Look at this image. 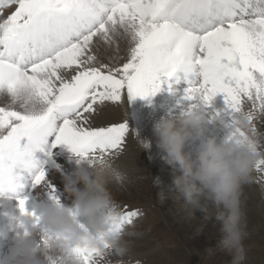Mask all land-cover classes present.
I'll return each instance as SVG.
<instances>
[{
  "label": "snow or ice",
  "instance_id": "snow-or-ice-1",
  "mask_svg": "<svg viewBox=\"0 0 264 264\" xmlns=\"http://www.w3.org/2000/svg\"><path fill=\"white\" fill-rule=\"evenodd\" d=\"M182 80L184 99L208 108L222 96L230 121L246 112L256 130L264 120V0H0V199H16L39 224L21 196L42 187L60 203L44 170L52 150L66 146L77 163H112L130 129L125 119L105 122L108 111L150 100L164 85L173 92ZM254 172L264 188V158ZM119 210L115 231L142 214ZM110 252L73 248L50 259L111 264Z\"/></svg>",
  "mask_w": 264,
  "mask_h": 264
},
{
  "label": "clouds",
  "instance_id": "clouds-1",
  "mask_svg": "<svg viewBox=\"0 0 264 264\" xmlns=\"http://www.w3.org/2000/svg\"><path fill=\"white\" fill-rule=\"evenodd\" d=\"M203 103L190 107L177 119H161L154 127L157 147L165 154V162L179 167L181 175L173 183L182 199V208L189 218L196 212L207 213L209 205L216 208L215 219L223 238L220 247L233 254L232 264L245 260L244 240L247 237L246 216L243 209L244 185L253 179L256 163L264 158V134L253 129L246 112H239L230 122L216 123L222 136L204 139L195 159L185 152L186 146L201 140L210 124ZM142 150L151 148L148 141H140ZM125 174L111 162L90 165L76 164L63 175L64 192L72 198V207L49 201L39 207V224L31 214L11 215L9 223L14 232L11 246L0 257V264H53L50 253L69 249H95L124 257L129 253L125 237L129 233L115 231L113 222L120 215L109 185L123 181ZM161 200L165 193L158 194ZM11 200L0 199V207H8ZM83 218L84 222H81ZM54 239L41 242L43 234ZM117 264H125L123 260Z\"/></svg>",
  "mask_w": 264,
  "mask_h": 264
},
{
  "label": "bare ground",
  "instance_id": "bare-ground-1",
  "mask_svg": "<svg viewBox=\"0 0 264 264\" xmlns=\"http://www.w3.org/2000/svg\"><path fill=\"white\" fill-rule=\"evenodd\" d=\"M186 87L187 85L182 80L180 84H174L173 92L162 88V90L150 100H141L137 98L133 101L126 99L123 106L111 108L104 117L105 122H120L123 121V118L126 115L132 113L133 115H136L141 121L146 123V140L144 141L150 142L151 148L147 150H142L139 145V140L141 139V137H135L131 131V127L128 126L130 132L127 137L126 147L123 153L112 162L113 166L123 173L127 174L132 172L137 175H143V172L146 170H150L151 166L157 167V169H159L160 172H162L163 174V176L161 177H164L165 180L164 190L165 195L167 197L166 206L170 210H173V212L179 213L184 218L188 217V215L182 208L183 200L177 199L179 193L175 190V186L173 183L174 179L177 176L181 175V172L178 166L172 167L165 162V154L162 153L157 147L158 137L155 135L154 127L156 123L159 122L162 118L169 120L177 119L182 112L186 111L190 107H193V105L198 104V101H189L183 98L184 89ZM211 108L212 107H208L207 110L213 111ZM217 108L220 113V118L223 119L225 122H230V117L226 111V105L222 96L217 102ZM255 124L258 132L264 134V120L257 118ZM216 130V125L210 124L206 130L205 136L201 140L189 143L185 148V152L190 153L193 159H195L199 151L201 150L202 142L204 139L222 136V133H220V135L216 134ZM65 147L66 146L61 145L52 150L51 161L45 164L44 170L47 174V182L56 190L55 194L59 199L60 203L67 208H71L72 198L68 197L67 194L64 192L63 175L71 173L76 167L77 162L76 158H74L70 152H68V154H61L63 153L61 150ZM68 157H71L73 159H66ZM36 158L42 161H46L48 159L42 153H37ZM152 173L154 172L152 171ZM138 180L139 179H137L136 181ZM155 181H157V179ZM109 189L112 192L113 197L120 199L121 185L119 184V181L113 180L112 183L109 185ZM43 193H45L44 198ZM248 195H250L251 198ZM24 196L28 197V203L26 205L28 211H34L36 215H39L38 210L42 203L51 201L48 198L46 190L42 187L36 189H32L30 186L26 187L21 198H23ZM244 199H248L252 205L257 204L259 211L264 214V188H262L261 185L257 182L255 178V172L253 173L252 181L244 185L243 187L242 200L244 201ZM247 210L249 211V213ZM247 210L244 209L245 216L254 215L256 213L254 210L248 208ZM207 213L216 214L215 206L210 204L209 211ZM19 214L20 213L16 199L11 200L10 206L0 207V257L7 253L8 249L11 246V241L14 236V232L12 231V226L9 223L8 217L11 215L18 216ZM80 219L81 222H84L83 218ZM126 231L128 232V228L126 229ZM125 239L127 240L129 245V253L124 257H118L115 255L109 256L108 260L111 262V264H117V262L120 260H123L125 264H148V262L146 261L148 257H144V255L138 256L139 254H137V249L142 245L144 246L143 238L138 237L137 235H127Z\"/></svg>",
  "mask_w": 264,
  "mask_h": 264
},
{
  "label": "rangeland",
  "instance_id": "rangeland-1",
  "mask_svg": "<svg viewBox=\"0 0 264 264\" xmlns=\"http://www.w3.org/2000/svg\"><path fill=\"white\" fill-rule=\"evenodd\" d=\"M162 88L168 90V86L164 85ZM220 97L217 96L213 100L211 104L213 111L207 110L210 119L219 112L217 102ZM124 119L135 137H141L140 141L146 140V123L132 113L126 115ZM213 120L218 123L221 118ZM215 133L220 135L218 128ZM61 151L63 152L61 154L69 152L66 147ZM155 169L157 167L151 166V169L144 171L143 175L124 173L127 178L123 182L119 181L120 199L113 197L118 206L138 208L142 213L134 225L128 227L129 235L143 238L144 246L137 249L138 256L148 257L146 260L148 264H232L233 254L219 246L223 234L215 219L216 214L198 212L194 218H184L170 210L166 206L167 197L161 200L158 195L161 192L165 193V180L161 177L162 172ZM137 179L139 180L136 181ZM248 196L251 198L250 195ZM44 197L45 193H43ZM247 208L256 213L246 216L247 237L244 240L246 258L243 264H264V214L259 211L257 204L252 205L248 199H244L243 209L247 210Z\"/></svg>",
  "mask_w": 264,
  "mask_h": 264
}]
</instances>
